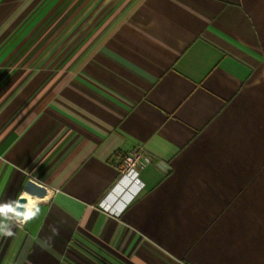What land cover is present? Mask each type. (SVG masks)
Masks as SVG:
<instances>
[{"label":"crops","instance_id":"crops-1","mask_svg":"<svg viewBox=\"0 0 264 264\" xmlns=\"http://www.w3.org/2000/svg\"><path fill=\"white\" fill-rule=\"evenodd\" d=\"M29 178L0 264H264V0H0V204Z\"/></svg>","mask_w":264,"mask_h":264},{"label":"clouds","instance_id":"clouds-1","mask_svg":"<svg viewBox=\"0 0 264 264\" xmlns=\"http://www.w3.org/2000/svg\"><path fill=\"white\" fill-rule=\"evenodd\" d=\"M31 194L27 191L21 192L17 195L15 200L9 199L0 204V217L3 221L15 220L18 224L27 223L35 219L40 209L38 205L30 199ZM21 200H26L27 203H20ZM53 235H58V230L53 228ZM0 234L4 236H12L10 226L6 222H0ZM51 239V238H49Z\"/></svg>","mask_w":264,"mask_h":264},{"label":"built area","instance_id":"built-area-1","mask_svg":"<svg viewBox=\"0 0 264 264\" xmlns=\"http://www.w3.org/2000/svg\"><path fill=\"white\" fill-rule=\"evenodd\" d=\"M142 159L149 160V157L145 156L140 149L123 154L117 165L119 172L122 175L133 174L136 177V170Z\"/></svg>","mask_w":264,"mask_h":264},{"label":"water","instance_id":"water-1","mask_svg":"<svg viewBox=\"0 0 264 264\" xmlns=\"http://www.w3.org/2000/svg\"><path fill=\"white\" fill-rule=\"evenodd\" d=\"M24 191H27L29 194H31L30 197L43 198L47 193V188L44 185H41L29 178L25 181L23 186V192ZM20 203H26V200H21Z\"/></svg>","mask_w":264,"mask_h":264},{"label":"bare ground","instance_id":"bare-ground-1","mask_svg":"<svg viewBox=\"0 0 264 264\" xmlns=\"http://www.w3.org/2000/svg\"><path fill=\"white\" fill-rule=\"evenodd\" d=\"M30 199H31L32 201H34V199H32L31 197H30ZM26 203H27V201H26Z\"/></svg>","mask_w":264,"mask_h":264}]
</instances>
